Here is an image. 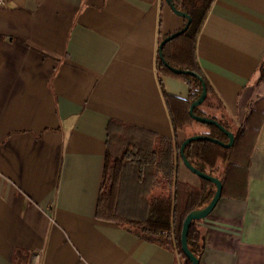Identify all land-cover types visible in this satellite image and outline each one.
Wrapping results in <instances>:
<instances>
[{
    "label": "crops",
    "instance_id": "1",
    "mask_svg": "<svg viewBox=\"0 0 264 264\" xmlns=\"http://www.w3.org/2000/svg\"><path fill=\"white\" fill-rule=\"evenodd\" d=\"M183 25L165 0H10L0 11V264H182L95 206L110 120L187 134L174 132L161 89L185 100L187 85H160L155 65ZM196 54L224 106L211 115L255 134L244 197H221L199 222L198 264H264V0H214ZM178 179L200 185L182 161Z\"/></svg>",
    "mask_w": 264,
    "mask_h": 264
},
{
    "label": "trees",
    "instance_id": "2",
    "mask_svg": "<svg viewBox=\"0 0 264 264\" xmlns=\"http://www.w3.org/2000/svg\"><path fill=\"white\" fill-rule=\"evenodd\" d=\"M214 0H181L175 8L191 18L186 31L163 45L157 52L156 70L160 76L183 81L188 88L187 99L169 96L162 89L174 132L200 131L186 134L182 141L158 136L121 122L110 120L107 128L106 150L101 181L95 206V217L131 229L144 241L173 250L182 264H191L181 250L182 223L191 211L205 207L215 193L214 184L200 180L199 187L181 182L178 169L181 161L180 145L194 135L208 136L226 143L227 137L214 126L199 124L189 116L190 104L201 94L206 98L193 113L199 117L213 118L234 135L229 149L205 140L187 145L183 154L196 170L218 179L222 195L243 198L246 182V148L254 139L253 130L240 127L232 130L225 119L211 113L224 110L200 68L196 44L201 27ZM186 21L184 20L185 26ZM171 68L189 72L174 74ZM262 77V74H261ZM162 87V86H161ZM264 103V99L260 105ZM201 221L191 222L187 233V247L199 261L203 251Z\"/></svg>",
    "mask_w": 264,
    "mask_h": 264
},
{
    "label": "water",
    "instance_id": "3",
    "mask_svg": "<svg viewBox=\"0 0 264 264\" xmlns=\"http://www.w3.org/2000/svg\"><path fill=\"white\" fill-rule=\"evenodd\" d=\"M165 1L168 4V6L171 8L172 12L176 16L184 19L186 21V24L183 28H181L177 32H174V33L168 35L166 38H164L160 42L159 47H158L159 54L161 52L163 45H165L168 41L174 39L175 37L182 34L184 31H186L189 24L191 23V18L188 15H186L185 13L178 11L175 8L172 0H165ZM161 60L163 61V59H161ZM163 63L174 74L189 73V72H183L181 70L171 68L164 61H163ZM189 74L196 77V75L193 73H189ZM202 86H203V90H202L200 96L190 104L189 112H188L189 116L191 117L192 120H194L195 122H197L199 124L210 125V126H214L215 128H217L219 131H221L227 137V142L223 143V142H220L216 139L209 138L208 136L194 135V136H190V137L186 138L180 145L181 161H182V164L184 165V167L189 172H191L192 174L197 176L200 180L210 182V183L214 184V186H215V193H214L213 197L211 198L210 202L203 208L191 211L189 214L186 215V217L182 223V230H181V236H180L181 250H182L184 256L189 260V262L191 264H198V260L193 256V254L189 251V249L187 247V233H188L189 226H190L191 222L202 221L210 215V213L213 211V209L215 208V206L217 205V203L219 202V200L221 198L222 184L218 179L211 177V176H208V175L196 170L194 167H192L189 164V162L186 160V158L183 154V151L187 145H189L190 143H192L194 141H199V140L208 141V142L215 144V145H218L219 147L224 148V149L231 148V146L234 143V135L232 134V132L227 131L221 124H219V122H217V120H215L213 118L199 117V116L194 115V113H193L194 108L201 105L206 98V90L204 88V85H202Z\"/></svg>",
    "mask_w": 264,
    "mask_h": 264
},
{
    "label": "built area",
    "instance_id": "4",
    "mask_svg": "<svg viewBox=\"0 0 264 264\" xmlns=\"http://www.w3.org/2000/svg\"><path fill=\"white\" fill-rule=\"evenodd\" d=\"M10 0H0V11L7 7Z\"/></svg>",
    "mask_w": 264,
    "mask_h": 264
},
{
    "label": "rangeland",
    "instance_id": "5",
    "mask_svg": "<svg viewBox=\"0 0 264 264\" xmlns=\"http://www.w3.org/2000/svg\"><path fill=\"white\" fill-rule=\"evenodd\" d=\"M200 131L199 128H197L196 126H193L191 129L186 130L187 134H192L194 132H198Z\"/></svg>",
    "mask_w": 264,
    "mask_h": 264
}]
</instances>
